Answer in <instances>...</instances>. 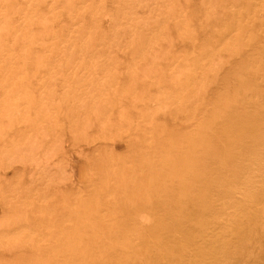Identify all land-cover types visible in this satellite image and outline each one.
<instances>
[{
	"label": "bare ground",
	"instance_id": "6f19581e",
	"mask_svg": "<svg viewBox=\"0 0 264 264\" xmlns=\"http://www.w3.org/2000/svg\"><path fill=\"white\" fill-rule=\"evenodd\" d=\"M241 1L0 0V264H264V0ZM62 104L89 173L112 168L94 196L51 142Z\"/></svg>",
	"mask_w": 264,
	"mask_h": 264
},
{
	"label": "rangeland",
	"instance_id": "374dc122",
	"mask_svg": "<svg viewBox=\"0 0 264 264\" xmlns=\"http://www.w3.org/2000/svg\"><path fill=\"white\" fill-rule=\"evenodd\" d=\"M196 1L198 2V0H192V3H193L192 6L188 5V9H189L190 7L193 8V10L189 9V11H191V13H195V12L198 13L197 10H196V8H194V7L197 5V4H196V3H197ZM240 1H241V0H240ZM245 1L248 2L249 0H248V1L245 0ZM245 1L243 0V1H241V3H242V2H245ZM246 2H245V3H246ZM181 3H183V1H181ZM183 4H184V3H183ZM143 10H144V9H142V10H140V11H143ZM192 11H193V12H192ZM199 12H200V11H199ZM138 13H139V15H142V16H144V17L146 18V12H142L143 14H142V13L140 14V12H138ZM147 15H148V13H147ZM194 16L196 17L197 15H194ZM193 20H198V18L195 19V18L193 17ZM222 20H224V19H222ZM256 23H257V22H256ZM256 23H255V25H254V28H257V27H258ZM104 25H107L106 22L104 23ZM169 26H170V25H169ZM171 26H172V25H171ZM171 26H170V27H171ZM171 28H172V27H171ZM251 28H252V27H251ZM207 34H208V33H207ZM201 36H202L201 33L198 34V38H197V39H199L198 41H201V40L204 39V42H205V41H206L205 39H207V40L212 39V38H206V37H207V36L213 37V34L207 35L206 37L203 35V38H201ZM204 37H205V38H204ZM200 38H201V39H200ZM197 39H196V40H197ZM182 41H183V40H182V39L180 40V38H179L178 40H175L176 45H175L174 47H175L177 53H178L179 51H180V52L183 51V47H184V46H182V45H183ZM185 46L187 47V46H189V44L187 43ZM176 47H177V48H180V49H177ZM249 47H250V44H249ZM184 48H185V47H184ZM173 50H174V49H173ZM181 50H182V51H181ZM172 53H173V52H172ZM118 54H120V55L123 54L122 59L119 58V59H121V60L117 59V62H116L117 66H118L117 69H119L118 71H120V70L124 69L125 65L127 66V65L130 63V62H129L130 60L124 61V60H126V59L128 58L127 56L124 57L125 53H121V52H120V53H118ZM174 54H176V53H173V55H174ZM124 58H125V59H124ZM224 58H225V57H224ZM230 58L232 59V57H230ZM230 58H229V59H230ZM165 60H166V59H165ZM118 61H120L121 63L124 64L123 66H121L122 64H120V67H121V68L119 67V64H118L119 62H118ZM123 61H124V62H123ZM167 61H168V60H167ZM165 62H166V61H165ZM165 62H161V63L159 62V63H158V66H159V67H164V68H165V67L170 68L171 64H172V66H173V63H175V61L170 62V65H169V63L166 62V63H167V64H166ZM183 62H185V61H176L175 64L177 65V63H180V65H181V64L183 65V64H185V63H183ZM83 63H85V62L83 61ZM91 63H92V62H91ZM91 63L88 62L87 65H92L93 67L96 66L95 64H94V65H95V66H94V65L91 64ZM87 65H86V66H87ZM162 65H163V66H162ZM183 66H184V65H183ZM122 67H123V68H122ZM182 69H183V68H182ZM182 69H181V70H182ZM185 69H186V67H184V70H182V71H185ZM78 70L80 71L81 69H78ZM82 70H83V68H82ZM166 70H167V68H166ZM76 71H77V70H76ZM92 71H93L94 73H97V72H98V70H96V69L94 70V68H93ZM164 71H165V70H164ZM77 72H78V71H77ZM180 72H181V71L177 72V74H178V76H177L178 81L180 80V78L184 79V77H185V74L180 73ZM80 73H81V71H80ZM166 73H167V72H166ZM167 74H169V73H167ZM96 76L98 77V75H96ZM166 76L168 77L169 75H166ZM166 76H165V77H166ZM179 77H180V78H179ZM58 78H60V77H57V78H56L57 80H56V82H55V84H56V86H57V89H56V90L61 92V90L64 89V88H63V87H64L63 85H65V84H62V86H61L60 83H62V82H61L62 80H60V79H58ZM98 78H99V77H98ZM61 79H62V78H61ZM118 79H120V77H119ZM118 79H117V81H120V80H118ZM122 79H124L123 76H122ZM165 79H166V78H165ZM58 80H59V81H58ZM65 80H66V79H65ZM150 80H151V79H149L148 81H150ZM152 80H154V79H152ZM166 80L168 81L169 79L167 78ZM63 81H64V79H63ZM88 81H89V80H88ZM167 81H166V82H163V83H165V86H163V85H162V86H163L164 88H166V89H167V88H170V87H173V85H170V87H169L168 84H172V83H171V82L169 83L170 80H169L168 82H167ZM57 82H58L59 84H58ZM155 84H156V83H155V81H154V83H152V84H146V85H149V86L151 87V86H153V85H155ZM146 85H143V86H144L145 88H149V90H152V88H153L154 91H156V88H157V90H158V88L160 87V86H156V85H155L156 88H155V86H153V87L150 88L149 86L146 87ZM166 85H167V86H166ZM56 86H55V87H56ZM59 86H61V88H59ZM140 87H141V85H140ZM62 88H63V89H62ZM57 91H56V92H57ZM152 91H153V90H152ZM36 92H37V91H36ZM150 92H151V91H150ZM157 92H158V91H157ZM157 92H156V93H155V92H154V93L151 92V93L149 94V91H147V93H148L149 95L153 96V94H156V97H158L159 95L157 96V94H159V92H158V93H157ZM35 95H36V94H35ZM59 95H60V96H59ZM54 96H55V97H54ZM54 96H53L54 99H51V100H50V102H51L52 104H55V105H56L57 102H62L61 100H63V99L61 98V94H60L59 92L57 93V95H56V93H55ZM57 96H59V97H57ZM127 98H128V97H127ZM57 99H58V100H57ZM149 99L152 100V97H151V98H147V97H145V100H143V102H141V101H140V102H141V104H142V103H145V102L148 101V103H146V104H147L146 106H149L148 104H150V102H151V104L154 103V101H153V102H152V101H149ZM153 99H154V97H153ZM54 100H55V102H53ZM120 100H121V101H120ZM129 100H130V99H129ZM129 100H128V99L126 100V98H122V99H119L117 103L121 102L122 105H123V104H124V106H127V105H128V107H129V106H130V103H131V101H129ZM125 101H126V102H125ZM127 101H129L128 104H127ZM122 102H124V103H122ZM125 103H126L127 105H126ZM65 104H66V103H65ZM119 104H120V103H119ZM137 104H138V103H137ZM142 105H143V104H142ZM144 105H145V104H144ZM152 105H153V104H152ZM64 107H65L64 104H62L61 109L56 108V106H55V109H57L58 111L60 110L59 112L56 111V110H54V107H53L52 109L50 108L51 110H49V111L47 112V113L49 114L50 112H53V111H54V113H51V114H50V115H52V114L54 115V116H51V117H53V118L56 117V116L59 118V117L61 116V113H63L62 116L65 117L63 121H66V122H64V125H63V123H61V122H62V119H61V117H60V119H58L57 121H58V122L61 121V122H60L61 124H58L57 122H56V125L52 124V126H53V132H52L53 134H52V135H53V137L56 136L57 138L55 137V139H54V138L52 137L54 140L52 139L51 142H54L55 144L61 146V148L59 149V153H58L57 156H58V159H60L59 156H60V154H61V155H62V156H61V157H62V158H61L62 161H61V160L58 161V160L56 159V158H57V156H56L57 153H56V152H55L54 155L52 156V157L56 156V158L54 157V158H52V159H54V160L56 159V160L59 162V164H60V162H61L63 166H64V165H67V170H69L70 167L73 168V169H75V174H76L75 176H76V178H78L77 181H78V180H79V181L81 180L79 183L83 184V186L81 185V188H82V189H80L79 191H80V192H82V191H86V192H83L84 195L87 193V191H89L90 194H92V193L94 192L95 189H97V191H98V188H99V186H100L101 183H98V182H97V181H99V177H98V178L96 177L97 180H95V182H93V183L96 184V185H94L93 183H92V184L90 183V182H92V181H94V180L88 182V181H89V180H88V179H89V174H90V175H91V174L96 175V173H98V174L101 173V174H103L104 176H106V174L108 173L107 171H109V170H107L106 168H109V167H108V165H105V164H104V166H105V170H104L103 164H102V165L100 164V165L102 166V169H103V170L101 169V170H102V171H101V170L99 169V168H101V166H99V165L97 166V165H96V166L98 167L97 169L100 170V171L98 172V171L96 170V168H95V170H92V171L89 173V171H88V167H87L88 165H87L86 162H89V160H91V159H90V157H88V156H84V155H82L81 151L79 150L80 148H78V147H80V145L78 146V145L76 144L77 139L80 140V138H81V136H82V134H80V132H79L78 134H77V132H76L77 129H79V128L82 127V126H80L81 123L78 125V126H79V128H78V127H75V126H77V125L74 124V123H73L74 121H73V122L70 123V125H71V126L73 125V126H74V129H73L72 127H70V125H68L69 122H68L67 119H66V117H67V118H70V117H69V115H67V114H68V112H66V109H67V108L65 107V108H66V109H65ZM138 107H139V105H138ZM144 107H145V106H144ZM132 108H133V107H132ZM133 109H135V111H134ZM133 109H132L131 111H132V112L134 111L135 113H137L136 108H133ZM52 110H53V111H52ZM61 110H62V111H61ZM87 110H90V108L85 109V111H87ZM116 110H117V109H116L115 107H114V109L112 110V114H113V113L115 114V112H116V115H113L114 118H116L115 116H117V113H118ZM92 111H93V110H92ZM114 111H115V112H114ZM60 112H61V113H60ZM55 113H57V114L59 113V114L57 115V114H55ZM80 113H81V112H80ZM135 113H132L133 116H134ZM89 114H91V116H93L92 113L89 112ZM135 115H136V114H135ZM136 116H138V113H137ZM136 116H135V117H136ZM81 117H82V116H81ZM90 118H91V117H90ZM90 118H89V119H90ZM112 118H113V117H112ZM85 119H86L87 121H89L88 117L85 118ZM49 121H50V120H49ZM90 121H91V119H90ZM92 121H94V123L92 122V124L89 123L88 125L85 124V127L83 128V129L86 128V129L89 131L88 133H91V135H92L91 137H88V136H90V134H89V135L87 134V137H88L89 139H90V138H91V139L93 138V141H94V144H92V145L89 144V145H91L92 147H94L95 145H96V146L99 145V146H101V147H105V146L108 144L107 142H109V143H114V144L117 146V149H118V150L120 149L121 151H123V149L125 148V149H124V153H125V151H126L127 149H126V147H123V146H124V145H125V146L128 145L127 143H125V142H127V141L124 140L125 137H120L119 140H117L118 138H115V140H113V141H112V140H104V139H102V138L100 139V138H98V135L100 136V133H99L100 131H99V130H101V128L99 127V125H98L97 123H95V118H94V117H93V120H92ZM67 123H68V124H67ZM57 124H58V125H57ZM95 124H96V125H95ZM66 125H68L69 128L66 127ZM91 125H92V126L95 125V127H94V126L92 127ZM52 126L50 125V127H52ZM87 126H91L92 128H91V127L88 128ZM60 127H61V128H60ZM148 127H149V129H148ZM148 127H147V130H150V129H151L150 126H148ZM65 128H67V129H65ZM96 128H97V130H95ZM68 129H70V130H68ZM90 129H91V130H90ZM55 130L57 131V133L55 132ZM58 130H62L63 132L66 131V132L64 133L65 135L63 134L62 131H61V132H62V133H61V132L58 131ZM64 130H65V131H64ZM75 130H76V131H75ZM87 130H85V132H87ZM132 130H136V129H135V128H132V129H130L129 131H132ZM71 131H72V132H71ZM83 131H84V130H83ZM91 131H92V132H91ZM93 131H94V132H93ZM96 131H98L97 133H99V134H97ZM54 132H55V133H54ZM67 132L72 134V135H71V136H72V139H71L70 134H68ZM101 132H102V131H101ZM138 132H139V134L141 135V131L138 130ZM150 132H151V130H150ZM92 133H93L94 135H93ZM79 134L81 135L80 138H79V136H78ZM95 134H97V136H96ZM59 135H62V136L59 137ZM73 136H75L76 138L78 137V138L75 139V137H73ZM93 136H95V137H93ZM100 137H101V136H100ZM62 138H63V139H62ZM57 139H58L59 141H58ZM64 139H65V140H64ZM73 139H75V140L72 141ZM122 139H123V140H122ZM125 139H126V138H125ZM49 140H50V139H49ZM56 140H57L58 142H57ZM62 140H63L64 142H63ZM68 140H69V142H66V141H68ZM126 140H127V139H126ZM60 141H61V142H60ZM47 142H50V141H47ZM56 142H57V143H56ZM72 142H73V143H72ZM81 142H82V141H81ZM81 142H80L81 146L86 144V143H83V142L81 143ZM70 143H71L72 145H71ZM78 143H79V142H78ZM89 143H93V142H89ZM96 143H98V144H96ZM101 143H102V144H101ZM104 143H105V144H104ZM63 145H64V146H63ZM66 146H67V147H66ZM85 146H88V145H85ZM96 146H95V147H96ZM99 146H98V147H99ZM135 146H136V150H137L138 144H135L134 147H135ZM64 147H65V148H64ZM63 148L65 149V151L68 150L69 152H70L72 149H74V150H72V151L70 152L71 154H70L69 152H66V156H67V157H66ZM77 148H78V149H77ZM121 148H122V149H121ZM70 149H71V150H70ZM128 149H130V148H128ZM90 151H91V150H90ZM60 152H62V153H60ZM75 152H76V153H75ZM121 153H123V152H121ZM80 154H81V155H80ZM45 155H46V154H45ZM63 155H64V157H66V158H64ZM77 155H78V156H77ZM83 156H84V157H83ZM63 158H64L65 160H66V159H69V160H67V161H70V162L67 163V161H63V160H64ZM84 158H85V159H84ZM54 160H53V161H54ZM71 160H72V161H71ZM53 161L51 162V164H50L49 166H51V165L53 164ZM84 161H85V162H84ZM56 163H57V162H56ZM64 163H65V164H64ZM69 164H70V165H69ZM62 165H59V166H62ZM68 165H69V168H68ZM71 165H72V166H71ZM106 166H107V167H106ZM86 167H87V170H86ZM54 168L56 169V167L53 166V169H54ZM71 168H70V169H71ZM8 169H9V168L6 169V170H7V174H6V176L8 175V176L10 177L11 174H9V172L11 173V170H10V169L8 170ZM109 169H110V172H112V168H109ZM86 171H87V173H86ZM104 171H106L107 173H103ZM88 173H89V174H88ZM87 174H88V175H87ZM98 174H97V175H98ZM101 174H100V175H101ZM97 175H96V176H97ZM104 176H102V177H104ZM86 177H87V179H86ZM101 179H102V178H101ZM6 180H7L6 178L3 180V181H4V184H3V182H2V186H3V187H7V186H9V185H8V184H9L8 181H7V183H5ZM86 180H88V181H86ZM84 181H86V182H84ZM83 182H84V183H83ZM108 182H109V183H108ZM108 182L105 184V185H106V189H107V191L110 190V189H112V190H111V194L113 193V195L120 196L119 194L122 193L121 190H119V189L117 190L116 188H114V187L112 186V185H115V187H117L118 185H117L116 183L113 184L111 181H108ZM86 183H87L88 185H87ZM97 183H98V185H97ZM58 184H59V183H58ZM85 184L87 185V187L85 186ZM109 185H110V186H109ZM92 186H94V187H96V188H94V187H92ZM83 187H84V189H83ZM89 187H90V188H89ZM85 189H87V190H85ZM89 189H90V190H89ZM74 190H75V189H74ZM116 190H117V192H115ZM3 191H4V190H3ZM3 191H1V192H3ZM91 191H93V192H91ZM119 191H120V193H119ZM1 192H0V195H1L2 197L0 196V217H1V214H2V217H1L0 219H3L4 217H6V214L8 213V207H7L6 209H5L4 207H6V205H7V206H10V204H9L8 202H9L11 196H12L16 191L13 192L12 190H5V193L3 192V194L5 195V197H3L4 195H3ZM7 192H8V194H7ZM87 194H88L89 196H94L93 194H92V195H90L89 193H87ZM87 194H86V195H87ZM94 194H95V193H94ZM111 194H110V192H109V194H107V196H109V195L111 196ZM7 195H8V197H6ZM84 195H83V196H84ZM88 195H87V196H88ZM95 195H96V194H95ZM113 195H112V196H113ZM113 198H115V196H114ZM116 198H117V197H116ZM116 198H115L114 201H109V202H108V206H109V205H112V204L115 203V202L117 203V199H116ZM4 199H5V200H4ZM119 199H120V198H119ZM2 203H3V204H2ZM56 203H57V202H56ZM58 204H60V203H58ZM3 205H4V207H3ZM2 208H3V209H2ZM109 208H111V207H108V209H109ZM5 212H6V213H5ZM4 213H5V214H4ZM69 217H71V216H69ZM84 219H85V218H84ZM0 250H1V252H2L3 247H0Z\"/></svg>",
	"mask_w": 264,
	"mask_h": 264
}]
</instances>
